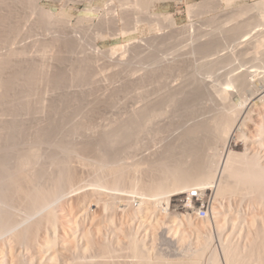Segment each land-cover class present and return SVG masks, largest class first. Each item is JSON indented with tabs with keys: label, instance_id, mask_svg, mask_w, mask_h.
Segmentation results:
<instances>
[{
	"label": "rangeland",
	"instance_id": "obj_1",
	"mask_svg": "<svg viewBox=\"0 0 264 264\" xmlns=\"http://www.w3.org/2000/svg\"><path fill=\"white\" fill-rule=\"evenodd\" d=\"M122 1H0V17L11 11L9 24L15 22L16 13L22 18L13 35L9 33L11 25L0 20L6 25L0 23V42L9 36L8 47L24 49L17 60L15 56L6 59L9 66L4 75H15L16 67L23 72L28 67L38 69L30 68L36 90H28L25 74H21L23 79L15 75L18 83L15 76V81L8 77L20 95L13 91L16 99L11 98L15 101L9 107L15 109L10 111L7 106L0 113L3 121H12L17 130L11 148L5 142V122H0V264H263L264 91L252 96L264 86V0H163L152 7ZM246 6L247 13L240 14ZM40 11L53 16H43L46 23L41 24ZM201 39L212 41V49L205 55L189 50ZM76 40L78 48H73ZM2 42L0 54L4 55L7 44ZM80 48L93 57L87 59L85 54L80 58ZM151 56L161 59L154 61ZM187 58L191 59L189 66ZM22 61L26 62L24 68ZM175 61H183L186 69ZM162 62L168 66L163 67L167 74ZM77 66L85 69L87 78L86 74L79 77L83 70ZM163 72L168 76H161ZM36 73L39 77L56 74V83L53 76L46 78L49 83L46 76L42 81L39 78V83ZM57 75L58 82L64 80L58 83ZM160 80L165 90L182 85L160 92ZM223 83L231 86L224 90L231 93L223 92ZM71 113L78 115L73 119ZM65 116L71 121L70 128ZM45 125L58 128L51 127L54 134L50 133V138H39ZM194 126L197 134L193 130L189 134L188 128ZM114 130L123 131L118 134L122 138L114 139ZM27 148L38 150L36 164L21 163L18 155ZM226 149L233 156L226 166L232 165L221 172ZM195 187L203 198L190 203L187 192ZM201 204L208 207L207 216L197 213Z\"/></svg>",
	"mask_w": 264,
	"mask_h": 264
},
{
	"label": "bare ground",
	"instance_id": "obj_2",
	"mask_svg": "<svg viewBox=\"0 0 264 264\" xmlns=\"http://www.w3.org/2000/svg\"><path fill=\"white\" fill-rule=\"evenodd\" d=\"M0 1H2V0H0ZM8 1H9V0H8ZM10 1H11V0H10ZM133 1H134L135 4H137V5L139 4V5H141V7H142V6H143V7H152L154 4L156 5V3H159L160 1H163V0H133ZM174 1H175V0H174ZM228 1H229V0H228ZM121 2H123V1L121 0ZM164 2H165V1H164ZM8 3H9V2H8ZM14 3H15V2H14ZM20 3H21V2H20ZM20 3H19V4H20ZM124 3H125V1H124ZM226 3H227V2H226ZM1 4H3V3H1ZM111 4H112V3H111ZM12 5H13V4H12ZM12 5H11V7H12ZM21 6H22V4H21ZM26 6H27V5H26ZM5 7H7V6H5ZM9 7H10V6H8L7 8L9 9ZM126 7H127V6H126ZM139 7H140V6H139ZM141 7H140L139 9H141ZM239 7H241V6H239ZM13 8H17V7L14 6ZM19 8H20V7H19ZM19 8H17V9L19 10ZM30 8H31V7H30ZM137 8H138V7H137ZM4 9H5V8H4ZM11 9H12V8H11ZM135 9H136V8H135ZM145 9H146V8H145ZM248 9H249V6H248V7H247V6L244 7V8L241 10L240 14H245V13H247ZM12 10H13V9H12ZM18 10H16V11H18ZM20 10H21V9H20ZM22 10H24V9H22ZM39 10H40V8H39ZM142 10H143V8H142ZM238 10H240V9H238ZM24 11H26V10H24ZM28 11H30V10H28ZM32 11H33V10H32ZM32 11H31V12H32ZM121 11H122V10H121ZM144 11H145V10H144ZM12 12H13V11H12ZM19 12H20V11H19ZM35 12H39V11L36 10ZM10 13H11V11H10ZM10 13L8 12V14L6 15V17L4 16V14H2L1 17H2L3 19L0 17V20H1V21H5V24H7V25H8L9 22H10L9 17H8V16L10 15ZM14 13H16V12L14 11ZM22 13H23V12H22ZM27 13H28V12H27ZM33 13H34V12H33ZM125 13H127V12H125ZM5 14H6V12H5ZM18 14H19V13H18ZM18 14L16 13L15 15H17V17H20V15H18ZM30 14H31V13H30ZM30 14H29V15H30ZM39 14L42 15L43 12L40 11ZM48 14H49V13H47V14L44 13V14L42 15V17H41L42 20H43L44 17H47V16H49V15H50V17L53 16V15H51V14H49V15H48ZM12 15H13V14H12ZM15 15H13V19H14ZM37 15H38V14H37ZM41 15H38V16H41ZM45 15H46V16H45ZM114 15L117 16L116 13H114ZM122 15H123V14H122ZM122 15H121V16H122ZM129 15H130V14H129ZM10 16H11V15H10ZM22 16H23V17L26 16V13H25V15L22 14ZM34 16H35V15H34ZM38 16H37V18H40V17H38ZM43 16H44V17H43ZM125 16H126V15H125ZM17 17H15V20H14L15 22L13 21L14 23H13L12 25L9 24V25H11V26H10V29H9V28H8V29H9V31H10L9 33H10L11 35H13V33H16L15 31H17L18 28H19V25H16V23L18 24V23L20 22V24H21V22H22V20H21L22 18L20 17V19L18 20ZM234 17H235V16H234ZM255 17H256V16H255ZM257 17H258L259 19L264 18V17H261V16H260L261 18H260L259 16H257ZM16 18H17V19H16ZM26 18H27V20H29L28 17H26ZM31 18H33V17H31ZM31 18H30V19H31ZM34 18L36 19L35 21L37 22V21H38L37 18H36V17H34ZM235 18H237V17H235ZM13 19H12V20H13ZM23 19H24V18H23ZM49 19L51 20V18L48 17V18H47V20H48L47 23L49 22ZM113 19H114V18H113ZM115 19H116V18H115ZM6 20H7V21H6ZM16 20H17V21H16ZM25 20H26V19H25ZM39 20H41V19H39ZM44 20H45V19H44ZM44 20H43L42 22H40V23H41V24H42V23H46ZM55 20H56V18H55ZM106 20H107V19H106ZM151 20H152V19H151ZM169 20H170V19H169ZM257 20H258V19H257ZM30 21H32V20H30ZM33 21H34V19H33ZM52 21H54V20H52ZM52 21H51V22H52ZM56 21H57V20H56ZM146 21H148V20H146ZM247 21H248V20H247ZM7 22H8V23H7ZM11 22H12V21H11ZM25 22H26V21H25ZM57 22H58V21H57ZM102 22H103V21H102ZM154 22H155V21H154ZM165 22H166V21H165ZM172 22H173V21H172ZM258 22H261V21H258ZM0 23L3 24L4 22H0ZM167 23H168V22H167ZM5 24H3V26L6 27ZM31 24H32V23H31ZM35 24H36V23H35ZM49 24H50V23H49ZM49 24H48V25H49ZM52 24H53V23H52ZM55 24H56V23H55ZM57 24H58V23H57ZM94 24H95V23H94ZM238 24H239V23H238ZM9 25H8V26H9ZM32 25H33V24H32ZM53 25H54V24H53ZM163 25H164V24H163ZM166 25H167V24H166ZM240 25H241V23H240ZM8 26H7V27H8ZM23 26H24V25H23ZM33 26H34V25H33ZM36 26H40L39 23H38V25L36 24ZM44 26H46V25H44ZM164 26H165V25H164ZM168 26H169V25H168ZM17 27H18V28H17ZM25 27H26V25H25ZM42 27H43V26H41V27H39V28H42ZM52 27H54V26H52ZM55 27H56V26H55ZM237 27H238V26H237ZM16 28H17V29H16ZM31 28H32V27H31ZM43 28H44V27H43ZM43 28H42V29H43ZM45 28H46V27H45ZM60 28H61V27H60ZM70 28H71V27H70ZM114 28H115V27H114ZM158 28H159V27H158ZM46 29L49 30V27L47 26ZM52 29H53V28H52ZM58 29H59V27H58ZM171 29H174V28H171ZM239 29H241V28H239ZM24 30H26V29H24ZM35 30H36V29H35ZM61 30H62V29H61ZM64 30H65V29H64ZM234 30H235V29H234ZM20 31H21V30H20ZM46 31H47V30H46ZM59 31H60V30H59ZM79 31H80V30H79ZM102 31H103V30H102ZM186 31H187V30H186ZM206 31H208V30H206ZM237 31H238V30H237ZM25 32H26V31H25ZM181 32H182V31H181ZM203 32H204V31H203ZM235 32H236V31H235ZM239 32H240V30H239ZM0 33H1V32H0ZM19 33H20V32H19ZM19 33H18V34H19ZM22 33H23V32H22ZM22 33H21V34H22ZM48 33H50V32H48ZM174 33H175V32H174ZM207 33H208V32H207ZM240 33H242V32H240ZM6 34H7V32H6ZM33 34H34V33H33ZM44 34H45V33H44ZM50 34H51V33H50ZM61 34H62V33H61ZM87 34H88V33H87ZM178 34H180V33H178ZM208 34H209V33H208ZM235 34H236V33H235ZM235 34H234V35H235ZM7 35H8V34H7ZM19 35H20V34H19ZM51 35H52V34H51ZM98 35H99V34H98ZM166 35H167V34H166ZM194 35H195V34H194ZM237 35H238V34H237ZM242 35H243V34H242ZM3 36H4V35H3ZM25 36H26V35H25ZM49 36H50V35H49ZM52 36H53V35H52ZM56 36H58V34H56ZM90 36H91V35H90ZM90 36H89V37H90ZM159 36H160V34H159ZM159 36H158V37H159ZM164 36H165V35H164ZM209 36H210V35H209ZM8 37H9V36H8ZM8 37L6 36V37H4L5 39H3V38L1 39V42H2V40H3L2 44L4 43V44H3L4 46H5V44H7V45H6V46H7V49H6L7 52L5 51L6 53L4 52V53H5L4 55H3V54H0V113L2 112L1 109H2V108L6 109L7 106H8V107H7L8 110H10V111H13V109H15V108L12 109V107H9V106H11L10 103H13V102L15 101V100H14L13 102H11V101H12L11 98H14V97L12 96V94H13V91L16 92V90H17L16 88H17V87H16L15 85H13V84H12V85H13V86H12L11 83H10V82H11V79H10V81H9V79H8L9 76L4 75V70L9 66V63L7 62L6 59H8V58L11 57V56H15V58H16V57H20L21 54L24 52V49L22 50L21 48H20V49H18V48H12V46H11V47H8V45H9V46L11 45V44H10V41H11V40H10ZM27 37H28V36H27ZM45 37H46V36H45ZM47 37H48V35H47ZM165 37H166V36H165ZM193 37H194V36H193ZM205 37H207V36H205ZM238 37H239V35H238ZM240 37H241V36H240ZM90 38H91V37H90ZM189 38H190V37H189ZM58 39H59V38H58ZM58 39H57V40H58ZM193 39H194V38H193ZM218 39H219V38H218ZM9 40H10V41H9ZM13 40H14V39H13ZM13 40H12V41H13ZM24 40L26 41V39H24ZM27 40H28V39H27ZM52 40H53V39H51V41H52ZM54 40H55V39H54ZM54 40H53V41H54ZM78 40H79V39H78ZM143 40H144V39H143ZM160 40H161V38H160ZM174 40H175V39H174ZM201 40H202V41H201L200 43H198V44L196 43V45L194 44V46H192L191 49H189V48H188V49H189V50H192V49L195 50V49H196L197 51H199L200 53H203L204 55L207 54V52H209V51L212 49V41H206V42H204L203 39H201ZM14 41H15V40H14ZM64 41H65V40H64ZM70 41H71V40H70ZM144 41H147V40H144ZM151 41H152V40H151ZM158 41H159V40H158ZM158 41H157L156 43H158ZM1 42H0V43H1ZM46 42H47V41H46ZM61 42H62V41H61ZM76 42H77V40H76ZM164 42H165V41H164ZM217 42H218V41H217ZM258 42H259V41H258ZM42 43H43V41H42ZM53 43H54V42H53ZM53 43H52V44H53ZM80 43H82V42L79 41V44H80ZM259 43H261V40H260ZM56 44H57V43H56ZM77 44H78V42L76 43V46H75V47H73L72 45H70V47L72 46L73 48H76V47L78 48V45H77ZM149 44H150V43H149ZM152 44H153V42H152ZM162 44H163V42H162ZM0 45H1V44H0ZM16 45H17V43H16ZM26 45H27V44H26ZM33 45H34V44H33ZM33 45H32V46H33ZM43 45H44V44H43ZM150 45H151V44H150ZM219 45H220V44H219ZM257 45H258V43H257ZM34 46H35V45H34ZM34 46H33V47H34ZM40 46H41V45H40ZM52 46H53V45H52ZM82 46H83V44H82ZM82 46H81V47H82ZM91 46H92V45H91ZM132 46H133V45H132ZM154 46H155V45H154ZM154 46H153V47H154ZM162 46H163V45H162ZM221 46H222V45H221ZM26 47H27V46H26ZM70 47H69V48H70ZM79 47H80V46H79ZM85 47H86V46H85ZM85 47H84V48H85ZM128 47H130V46H128ZM157 47H158V46H156V48H157ZM256 47H257V46H256ZM22 48H23V47H22ZM58 48H59V47H58ZM65 48H66V47H65ZM73 48H72V49H73ZM84 48H80V49H79V52H80L79 57L83 59V58H85V57H83V55L86 54V55H87V56L85 55L86 58L88 57L87 59H89L90 55L92 56V54L90 53L89 56H88V53H87V52H86V53L83 52V51L85 50ZM92 48H93V47H92ZM130 48H132V47H130ZM130 48H129V49H130ZM136 48H137V47H136ZM148 48H149V47H148ZM156 48H155V49H156ZM53 49H54V48H53ZM70 49H71V48H70ZM70 49H68V50L70 51ZM138 49H139V48H138ZM153 49H154V48H153ZM158 49H159V48H158ZM41 50H42V49H41ZM89 50H90V49H89ZM91 50H92V49H91ZM93 50H94V49H93ZM93 50H92V53L94 52ZM95 50H96V49H95ZM125 50H126V49H125ZM125 50H124V51H125ZM127 50H128V49H127ZM139 50H140V49H139ZM28 51H29V50H28ZM71 51H72V50H71ZM85 51H86V50H85ZM144 51H145V50H144ZM162 51H163V50H162ZM162 51H161V52H162ZM164 51H165V50H164ZM186 51H187V50H186ZM1 52L3 53L2 50H1ZM58 52H59V51H58ZM61 52H62V50H61ZM64 52H65V51H64ZM74 52H75V51H73L71 55H73ZM90 52H91V51H90ZM97 52H98V50H97ZM109 52H110V51H109ZM122 52H123V51H122ZM126 52H127V51H126ZM128 52H130V51L128 50ZM137 52H138V51H137ZM154 52H155V51H154ZM174 52H175V51H174ZM182 52H183V51H182ZM40 53H41V52H40ZM112 53H113V52H112ZM131 53H132V52H131ZM138 53H139V52H138ZM146 53H147V52H146ZM155 53H156V52H155ZM155 53H153V55H154ZM159 53H160V52H159ZM23 54H24V53H23ZM23 54H22V56H23ZM42 54H43V53H42ZM136 54H137V53H136ZM149 54H150V53H149ZM167 54H168V53H167ZM189 54H190V53H189ZM37 55H38V54H37ZM49 55H50V54H49ZM68 55H69V54H68ZM96 55H97V54H96ZM102 55H103V54H102ZM104 55H105V54H104ZM120 55H121V53H120ZM122 55H123V54H122ZM124 55H125V54H124ZM128 55H129V54H128ZM131 55H132V54H131ZM137 55H138V54H137ZM137 55H136V56H137ZM153 55H152V56H153ZM158 55H159V54H158ZM164 55H165V54H164ZM179 55H180V54H179ZM184 55H185V54H184ZM197 55H198V54H197ZM26 56H27V55H25V57H26ZM45 56H47V55H45ZM65 56H66V55H65ZM76 56H77V55H76ZM134 56H135V55H134ZM145 56H148V54L145 55ZM152 56H151V57H152ZM173 56H174V54H173ZM177 56H178V55H177ZM211 56H212V55H211ZM260 56H261V55H260ZM29 57H30V56H29ZM32 57H33V56H32ZM37 57H38V56H37ZM41 57H42V56H41ZM63 57H64V56H63ZM72 57H74V56H72ZM79 57L77 56V57H75V58H79ZM92 57H93V56H92ZM92 57H91V59H92ZM94 57H95V56H94ZM119 57H120V56H119ZM138 57H139V56H138ZM143 57H144V56H143ZM151 57L149 58L150 60H151ZM160 57H161V56H160ZM165 57H166V56H165ZM178 57H180V56H178ZM178 57H177V58H178ZM187 57H188V56H187ZM217 57H218V56H217ZM12 58H13V57H12ZM15 58H14V59H15ZM52 58H53V57H52ZM146 58H147V57H146ZM154 58H155V59H161V58H159V56H156V57L154 56ZM154 58L152 57L153 60H154ZM177 58H176V59H177ZM188 58H189V57H188ZM188 58H187V60H189ZM256 58H257V57H256ZM21 59H23V58H21ZM32 59L34 60V58H32ZM54 59H56V58H54ZM65 59H66V58H65ZM71 59H72V58H71ZM82 59H81V62H82ZM135 59H137V58H135ZM135 59H134V60H135ZM178 59H179V58H178ZM262 59H263V58H262ZM12 60H13V59H12ZM16 60H17V58H16ZM46 60H48V59H46ZM56 60H57V59H56ZM68 60H69V58H68ZM85 60H86V59H85ZM153 60H152V61H153ZM166 60H167V57H166ZM171 60H175V59L173 58V59H171ZM183 60H184V59H183ZM190 60H191V59H190ZM190 60H189L188 66H189V64H190V62H191ZM61 61H62V60L60 59V63H61ZM65 61H66V60H65ZM72 61H74V58H73ZM118 61H119V60H118ZM132 61H133V60H132ZM132 61H131V63H132ZM140 61H141V60H140ZM154 61H155V60H154ZM162 61H163V60H162ZM180 61H181V60H180ZM180 61H179V63L181 64L183 61H182V62H180ZM184 61H185V60H184ZM261 61H262V60H261ZM14 62H15V61H14ZM28 62H29V61H28ZM30 62H31V60H30ZM81 62H80V63H81ZM88 62H89V60H88ZM97 62H98V61H97ZM165 62H166V61H165ZM168 62H169V61H168ZM175 62H176V61H175ZM187 62H188V61H187ZM226 62H227V61H226ZM262 62L264 63V59H263ZM7 63H8V64H7ZM11 63H12V62H11ZM19 63H20V62H19ZM19 63H18V65H20ZM23 63H26V62H23V61H22V63H21L22 66H23ZM60 63H59V64H60ZM62 63H63V62H62ZM89 63H91V62H89ZM123 63H126V62H122V64H123ZM176 63H178V61H177ZM179 63H178L179 67H181V66L184 67V66H185V68H183V69H186V66H187V65H186L184 62H183L184 65H182V64L180 65ZM38 64H39V63H38ZM52 64H54V63H52ZM126 64H127V63H126ZM126 64H125V65H126ZM160 64H161V63H160ZM162 64H163V62H162ZM172 64H173V63H172ZM224 64H225V63H224ZM258 64H259L258 67H261L260 65H261L262 63L260 62V60H259V63H258ZM30 65H31V64H30ZM30 65H29V66H30ZM119 65H120V64H119ZM134 65H135V64H134ZM164 65H165V64H163L162 68L164 67ZM170 65H171V64H170ZM170 65H169V67H170ZM22 66L20 65L19 68H21ZM31 66H32V65H31ZM46 66H47V65H46ZM46 66H45V67H46ZM62 66H63V65H62ZM82 66H83V65H81L80 67H82ZM87 66H89V65H87ZM94 66H95V65H93L92 67H94ZM120 66H121V65H120ZM165 66H166V68L168 67L167 65H165ZM171 66H172V65H171ZM202 66L206 67V62H203V63H202ZM202 66H201V67H202ZM255 66H256V65H255ZM24 67H25V65L23 66V68H24ZM27 67H28V66H27ZM54 67H55V66H54ZM56 67H58V66H56ZM59 67H60V66H59ZM83 67H84V66H83ZM179 67L176 66V68H178V69H179ZM16 68H17V67H16ZM16 68H15V71L13 72V74H15V72H16L15 75H16L17 77H19L18 75L25 74V76L28 77V78L26 79V81H25V82L28 84V86H27L28 90L31 91V89H33V87H34V89L36 90V88H35V86H34V82L37 83V81H34V80L32 79V78H35V77H34L33 71L30 69V68L33 69V67H30V68L28 67V68H26V70H25L26 72H23L22 69H18V68L16 69ZM35 68H36V70H38L37 67H35ZM70 68H71V67H70ZM84 68H86V66H85ZM89 68H90V67H89ZM151 68H152V67H151ZM151 68H150V70H151ZM164 68H165V67H164ZM164 68H163V71L166 69V68H165V69H164ZM176 68H175V72L178 70V69L176 70ZM76 69H79V70H80V68H79L78 66H77ZM86 69H87V68H86ZM154 69H156V68H154ZM168 69H169V68H168ZM213 69H214V68H213ZM228 69H229V68H228ZM9 70H10V69H9ZM33 70H35V69H33ZM36 70H35V71H36ZM57 70H58V69H57ZM59 70H61V69H59ZM59 70H58V71H59ZM82 70H83V69H82ZM82 70H80V71H82ZM90 70H91V69H90ZM93 70H94V69H93ZM103 70H104V69H103ZM150 70H149V71H150ZM156 70H157V69H156ZM160 70H161V69H160ZM35 71H34V73H35ZM43 71H44V70H43ZM48 71H49V70H48ZM54 71H55V70H54ZM76 71H77L79 74L81 73V72H79L78 70H76ZM76 71H74V72H76ZM84 71H85V69L83 70L82 74H80V75L78 74L79 77L82 75L83 78H85V77L87 78V75H88V74H86V71H85V72H84ZM146 71H147V70H146ZM151 71H153V70H151ZM158 71H159V69H158ZM158 71H157L156 73L159 74V72L161 73L162 70L159 71V72H158ZM184 71H185V70H184ZM186 71H187V70H186ZM208 71H209V70H208ZM10 72H11V71H10ZM10 72H8V73H10ZM36 72H37V71H36ZM38 72H40V71H38ZM45 72H46V71H45ZM74 72L72 71V73H74ZM77 72H76V73H77ZM102 72H103V71H102ZM130 72H131V70H130ZM153 72H154V71H153ZM153 72H152V73L150 72V73L152 74L151 80L154 78ZM165 72H166L165 74H167V71H166V70H165ZM188 72H189V71H188ZM254 72H255V71H254ZM50 73H51V72H50ZM50 73H49V74H50ZM72 73H71V74H72ZM83 73H84V75H83ZM105 73H107V72H105ZM114 73H115V72H114ZM116 73H117V72H116ZM145 73H146V72H145ZM145 73H144L143 75H145ZM150 73H149V74H150ZM154 73H155V72H154ZM184 73L187 74L186 72H184ZM36 74H38V76H37L38 78H36V79L38 80V79L40 78V80L42 81V80H43V77H45L48 73H47L46 75H45V73H44L45 76H42V77H39V76H40L39 73H36ZM42 74H43V72H42ZM85 74H86V76H85ZM92 74H93V73H92ZM117 74H118V73H117ZM171 74H172V73H171ZM258 74H259V73H258ZM263 74H264V73H263ZM15 75H13L12 77H9V78L14 79L13 77H14ZM32 75H33V77L31 78ZM55 75H56V74L51 75V76H49V77H52V76H53V78H51V79H53V81H55V83H56V76H55ZM74 75H75V74H74ZM78 75H77V76H78ZM109 75H110V74H109ZM109 75H108V76H109ZM162 75H164V72L161 74V76H162ZM16 76H15V78H17ZM22 76H23V75H21V79H23ZM35 76H36V75H35ZM72 76H73V75H72ZM84 76H85V77H84ZM114 76H115V75H114ZM130 76H131V75H130ZM136 76H137V75H136ZM158 76H160V74H159ZM164 76L166 77V76H168V75H164ZM233 76H234V75H233ZM49 77L46 76L44 79L49 78ZM58 77H59V76L57 75V82H58V80H59ZM96 77H97V76H96ZM101 77H102V76H101ZM123 77H124V76H123ZM131 77H132V76H131ZM147 77H148V76H147ZM147 77H145V78H147ZM229 77H230V76H229ZM19 78H20V77H19ZM19 78H17L16 81L19 80ZM25 78H26V77H24V79H25ZM41 78H42V79H41ZM74 78H75V76H74ZM81 78H82V77H81ZM81 78H80V80H81L80 82H82V79H81ZM97 78H98V77H97ZM128 78H129V76H128ZM143 78H144V77H143ZM155 78H156V77H155ZM155 78H154V81H155ZM157 78H158V77H157ZM159 78H160V77H159ZM162 78H163V77H161L160 79H162ZM192 78H193V77H192ZM203 78H204V77H203ZM21 79H20V80H21ZM49 79H50V78H49ZM51 79H50V80H51ZM92 79H93V78H92ZM92 79H91V80H92ZM94 79H95V78H94ZM94 79H93V80H94ZM121 79H122V78H121ZM130 79H131V78H130ZM136 79H137V78H135V80H136ZM149 79H150V78H148V80H149ZM46 80H47V82L49 83L48 79H46ZM46 80H45V81H46ZM61 80H64V79H61ZM61 80H60V81H61ZM70 80H71V79H70ZM70 80H69V81H70ZM97 80H98V79H97ZM108 80H109V79H108ZM126 80H128V79H126ZM141 80H142V79H141ZM148 80H147V81H148ZM151 80H150V83H151V84H152V83L154 84V82H153V81L151 82ZM158 80H159V79H158ZM162 80H163V79H162ZM166 80H167V79H166ZM197 80H198V79H197ZM197 80H196V81H197ZM204 80H205V79H204ZM13 81H15V79H14ZM38 81H39V80H38ZM60 81H59L58 83H60ZM66 81H67V80H66ZM76 81H78V77H77ZM85 81H86V80H85ZM85 81H83V82H85ZM94 81H95V80H94ZM110 81H111V80H110ZM122 81H123V80H122ZM130 81H131V80H130ZM143 81H144V79H143ZM156 81H157V80H156ZM156 81H155V82H156ZM23 82H24V81H23ZM25 82H24V84H25ZM47 82H46V83H47ZM72 82H73V84H74V81H71V83H72ZM88 82L90 83V81H88ZM141 82H142V81H141ZM165 82H166V81H165ZM183 82H184V81H183ZM203 82H204V81H203ZM229 82H230V81H229ZM229 82H227V83H229ZM17 83H18V81H17ZM17 83H16V84H17ZM20 83H21V81H20ZM39 83H41V82L39 81ZM39 83H38V85H39ZM46 83H45V84H46ZM48 83H47V84H48ZM69 83H70V82H69ZM77 83H78V82H77ZM77 83H76V84H77ZM97 83H98V82H97ZM111 83H112V82H111ZM131 83H132V82H131ZM133 83H134V81H133ZM139 83H140V82H139ZM160 83L163 85L164 80H163V83H162L161 80H160ZM192 83H193V82H192ZM198 83H199V80H198ZM200 83H202V82H200ZM225 83H226V82H225ZM27 84H26V85H27ZM64 84H65V82H64ZM79 84H80V83H79ZM81 84H82V83H81ZM84 84H85V83H84ZM84 84H83V85H84ZM86 84H87V83H86ZM91 84H92V83H91ZM153 84H152V85H153ZM196 84H197V82H196ZM204 84H205V82H204ZM210 84H211V83H210ZM212 84H213V83H212ZM212 84H211V85H212ZM223 84H224V83H223ZM22 85H23V84H22ZM36 85H37V84H36ZM38 85H37V86H38ZM92 85H93V84H92ZM92 85H90V86H92ZM103 85H104V84H103ZM133 85H134V84H133ZM140 85H141V84H140ZM176 85H177V84H176ZM176 85H174V86L171 85L172 87H168L167 89H169V90H173V91H174L175 89H173V88L176 87ZM178 85H182V84L179 83ZM178 85H177V86H178ZM192 85H193V84H192ZM224 85H226V86H224V87L222 88V89H223V92H224V93H228L229 91L227 92V91H224V90L231 89V88H230L231 86L229 85V86H230V87H229L227 84H224ZM258 85H259V84H258ZM14 86H15L16 88H15ZM70 86H71V84H70ZM86 86H87V85H86ZM86 86H85V87H86ZM90 86H88V87L90 88ZM93 86H94V85H93ZM108 86H109V85H108ZM111 86H112V85H111ZM157 86H158V85L156 84V86H155V90H157V89H156ZM159 86H160V84H159ZM163 86H164V87H163ZM163 86H160V87H162L163 90H161V91L158 90V92H159V91H160V92H162V91H163V92H166V91H167V89H166V90L164 89V88H166V86H165V85H163ZM207 86L209 87V85H207ZM222 86H223V85H221V87H222ZM23 87H24V86H23ZM41 87H42V86H41ZM78 87H80V86H78ZM83 87H84V86H83ZM142 87H143V86H142ZM160 87H158V88H160ZM180 87H181V86H180ZM187 87H188V86H187ZM205 87H206V86H205ZM14 88H15L16 90H15ZM25 88H26V87H25ZM37 88H38V87H37ZM42 88H43V87H42ZM46 88H47V87H46ZM61 88H62V87H61ZM67 88H68V87H67ZM72 88H73V87H72ZM106 88H107V87H106ZM143 88H144V87H143ZM178 88H179V87H178ZM65 89H66V88H65ZM68 89H69V88H68ZM68 89H67V90H68ZM160 89H161V88H160ZM176 89H177V88H176ZM186 89H187V88H186ZM188 89H189V88H188ZM220 89H221V88H220ZM222 89H221V90H222ZM235 89H236V88H235ZM28 90L26 89L27 93H29ZM40 90H41V89H40ZM46 90H48V89H46ZM62 90H63V89H62ZM62 90H61V91H62ZM74 90H76V89H74ZM77 90H78V89H77ZM82 90H83V89H82ZM86 90H87V89H86ZM155 90H154V91H155ZM164 90H165V91H164ZM208 90H209V89H208ZM232 90H233V89H232ZM24 91H25V90H24ZM44 91H45V90H44ZM44 91H43V92H44ZM48 91H49V90H48ZM59 91H60V90H59ZM110 91H111V90H110ZM134 91H135V90H134ZM151 91H152V89H151ZM154 91H153V93H155ZM218 91H219V89H218ZM230 91H231V90H230ZM263 91H264V86H263V85H262V86L260 85V86L256 89L255 93H253L252 99L255 98L257 95H259V94H260L261 92H263ZM41 92H42V91H41ZM43 92H42V93H43ZM168 92H169V91H168ZM170 92H172V91H170ZM17 93H18V91L16 92V94H17ZM19 93H20V92H19ZM19 93H18V94H19ZM32 93H35V91L32 92ZM61 93H62V92H61ZM67 93H68V92H67ZM75 93H76V91H75ZM82 93H83V92H82ZM82 93H81V94H82ZM93 93H95V92H93ZM187 93H188V92H187ZM211 93H212V92H211ZM220 93H221V92H220ZM229 93H231V92H229ZM14 94H15V93H14ZM16 94H15V95H16ZM72 94H73V93H72ZM86 94H87V93H86ZM89 94H90V93L88 92V96H89ZM101 94H102V93H101ZM129 94H131V93H129ZM147 94H148V92H147ZM218 94H219V92H218ZM19 95H20V94H19ZM32 95H33V94H32ZM40 95H41V96H40V98H41L43 95H42V94H40ZM68 95H70V94H68ZM76 95H77V94H76ZM84 95H85V94H84ZM91 95H92V94H91ZM119 95H120V94H119ZM132 95H133V94H132ZM220 95H221V94H220ZM222 95H223V93H222ZM222 95H221L220 97H222ZM261 95H262V94H261ZM261 95H260V96H261ZM11 96H12V97H11ZM16 96H17V95H16ZM27 96H28V95H27ZM38 96H39V95H38ZM55 96H56V95H55ZM61 96H62V94H61ZM77 96H80V95H77ZM82 96H83V95H82ZM88 96H85V97H87V99H88V98H89ZM102 96H103V95H102ZM104 96H106V95H104ZM133 96H134V95H133ZM141 96H142V95H141ZM172 96H174V95L172 94ZM206 96H208V94H206ZM210 96H212V95H210ZM226 96H227V95H226ZM17 97H18V96H17ZM24 97H25V96H24ZM24 97L21 96V98H24ZM30 97H31V96H30ZM32 97H34V96H32ZM75 97H76V96H75ZM111 97H112V96H111ZM131 97H132V96H131ZM168 97H169V99L173 100L171 96H168ZM19 98H20V97H19ZM25 98H26V97H25ZM37 98H38V97H37ZM43 98H44V96H43ZM47 98H48V97H47ZM73 98H74V97H73ZM92 98H93V97H92ZM95 98H96V97H95ZM97 98H98V97H97ZM97 98H96V99H97ZM122 98H123V97H122ZM140 98H141V97H140ZM173 98L177 99L176 97H173ZM209 98H210V97H209ZM217 98H218V97H217ZM223 98H224V97H223ZM258 98H260V97H258ZM258 98H257V99H258ZM14 99H16V97H15ZM27 99H28V98H27ZM27 99H26V100H27ZM31 99H33V98H31ZM38 99H39V98H38ZM41 99H42V98H41ZM41 99H40V100H41ZM51 99H52V98H51ZM70 99H71V98H70ZM79 99H80V98H79ZM81 99H82V98H81ZM83 99H84V98H83ZM106 99H107V98H106ZM109 99H110V98H109ZM158 99H160V98H158ZM175 99H174V100H175ZM230 99H231V98H230ZM257 99H256V100H257ZM74 100H76V99H74ZM90 100L92 101V99H90ZM139 100H140V99H139ZM155 100H156V98H155ZM155 100H154V101H155ZM160 100H161V99H160ZM160 100H159V102H160ZM163 100H164V99H162V102L165 101V100H164V101H163ZM250 100H251V99H250ZM254 100H255V99H254ZM256 100H255V101H256ZM21 101H22V99H21ZM50 101H51V100H50ZM72 101H73V100H72ZM169 101H170V100H169ZM30 102H31V101H30ZM39 102H40V101H39ZM41 102H43V101L41 100ZM51 102H53V101H51ZM65 102H67V99H66ZM79 102H80V100H79ZM148 102H149V101H148ZM173 102H174V101H173ZM188 102L190 103V101H188ZM194 102H195V101H194ZM15 103H17V102H15ZM28 103H29V102H28ZM36 103H37V102H36ZM81 103H82V102H81ZM83 103H84V102H83ZM95 103H96V102H95ZM139 103H140V102H139ZM141 103H142V102H141ZM143 103H144V101H143ZM146 103H147V102H146ZM157 103H158V102H157ZM165 103H166V102H165ZM195 103H196V102H195ZM218 103H219V102H218ZM17 104H18V103H17ZM17 104H16V105H17ZM32 104H33V103H32ZM40 104H43V103H40ZM68 104H69V103H68ZM78 104H79V103H78ZM78 104H76V105H78ZM154 104H155V102H154ZM154 104H153V105H154ZM183 104H184V103H183ZM243 104H244V103H243ZM243 104H242V105H243ZM26 105H27V104H26ZM48 105H50V104H48ZM57 105H58V104H57ZM79 105H80V104H79ZM155 105H156V104H155ZM219 105H221V104H219ZM225 105H226V104H225ZM23 106H25V105H23ZM33 106H35V105H33ZM51 106H52V105H51ZM58 106H59V105H58ZM104 106H105V105H104ZM27 107H28V105H27ZM35 107H36V106H35ZM37 107H38V103H37ZM69 107H70V106H69ZM106 107H107V106H106ZM148 107H149V106H148ZM23 108H24V107H23ZM80 108H81V107H80ZM229 108H230V107H229ZM19 109H20V108H19ZM24 109H25V108H24ZM32 109H35V108H32ZM40 109H41V108H40ZM45 109H46V108H45ZM70 109H71V108H70ZM110 109H111V108H110ZM185 109H186V108H185ZM8 110H7V111H8ZM27 110H28V108H27ZM36 110H37V109H36ZM64 110H65V109H64ZM79 110H80V109H79ZM4 111H5V110H4ZM21 111H22V110H21ZM29 111H30V108H29ZM32 111H33V110H32ZM32 111H31L30 113H33ZM56 111H57V110H56ZM58 111H59V110H58ZM76 111L79 113L81 110L78 111V108H77ZM76 111H75V112H76ZM130 111H132V110H130ZM152 111H153V110H152ZM154 111H155V110H154ZM18 112H19V111H18ZM41 112H42V111H41ZM69 112H70V111H69ZM72 112H73V111H72ZM145 112H146V111H145ZM149 112H151V111H148V113H149ZM21 113H23V112H21ZM24 113H25V112H24ZM30 113H29V114H30ZM37 113H38V112H37ZM78 113H76V114L71 113V114H72L71 117H72L73 119H75V118H76L75 115H78ZM89 113H90V112H89ZM92 113H93V112H92ZM136 113H138V112H136ZM12 114H13V113H12ZM47 114H48V113H47ZM47 114H46V115H47ZM58 114H59V113H58ZM143 114L145 115V114H147V112H146V113H143ZM4 115H5V114H4ZM32 115H33V114H32ZM38 115H39V114H38ZM129 115H130V114H129ZM136 115H137V114H136ZM141 115H142V114H141ZM144 115H143V116H144ZM30 116H31V115H29V117H30ZM35 116L37 117L36 113H35ZM43 116H44V115H43ZM66 116H67V115H66ZM66 116H65V117H66ZM69 116H70V114H69ZM95 116H96V115H95ZM139 116H140V113H139ZM143 116H141V117H143ZM145 116H146V115H145ZM154 116H155V115H153V117H154ZM0 117H1V115H0ZM5 117H6V116H5ZM11 117H12V116H11ZM25 117H26V116H25ZM32 117H33V116H32ZM55 117H56V115H55ZM60 117H61V116H60ZM63 117H64V116H63ZM74 117H75V118H74ZM93 117H94V115H93ZM117 117H118V116H117ZM179 117H180V116H179ZM2 118H3V117H1V119H2ZM7 118H10V116L7 117ZM33 118H34V117H33ZM33 118H32V119H33ZM66 118H67V117H66ZM68 118H69V117H68ZM68 118H67V119H68ZM110 118H111V117H110ZM12 119H13V118H12ZM67 119H66V120L63 119V120H65V121H69V120H70V119H68V120H67ZM87 119H88V118H87ZM142 119H144V118H142ZM182 119H183V118H182ZM193 119H194V118H193ZM37 120H38V119H37ZM71 120H72V119H71ZM146 120H147V119H146ZM148 120H149V119H148ZM5 121H6V120H5ZM5 121H3V119H2V121H0V122H5ZM13 121H15V120H13ZM31 121H32V120H31ZM61 121H62V120H61ZM73 121H74V120H73ZM129 121H130V120H129ZM19 122H20V121H19ZM34 122H35V121H34ZM36 122H37V121H36ZM70 122H71V121H69V122L67 123V125H68V124H71ZM122 122H123V121H122ZM131 122H132V121H131ZM62 123H64V122H62ZM100 123H101V122H100ZM146 123H147V121H146ZM3 124L5 125V128H6L7 133H8V137H7V139H6L5 142L9 144V145H7V146H9V147L11 146V148H12V143H11V145H10V142H11V138L13 137V135H14V133H15V130H16L15 125H14L15 123L13 124L12 121H11V122H5V123H3ZM18 124H19V123H18ZM50 124H51V123H50ZM64 124L66 125V123H64ZM73 124H74V123H73ZM73 124H72V125H73ZM121 124H122V123H121ZM130 124H131V123H130ZM132 124H133V123H132ZM147 124H148V123H147ZM201 124H202V123H201ZM0 125H2V124H0ZM55 125H56V124H55ZM62 125H63V124H62ZM126 125H127V124H125V127L128 128L129 126L127 127ZM180 125H181V124H180ZM199 125H200V124H199ZM45 126H46V125H45ZM63 126H64V125H63ZM68 126H69L68 128L71 127L70 125H68ZM102 126H103V125H102ZM183 126H184V125H183ZM51 127H53V126L47 125V126L42 130V133L40 132L41 130L39 131V134L42 135V136L39 137V136L36 135V137L42 138V137L44 136L45 139H46V137H49V138H50V133L54 134V133L52 132L53 130L51 129ZM64 127H65V126H64ZM72 127H73V126H72ZM123 127H124V126H123ZM181 127H182V126H181ZM184 127H185V126H184ZM197 127H198V124H197ZM200 127H201V126H199V128H200ZM27 128H28V127H27ZM53 128H54V129H57L58 126L53 127ZM61 128H62V127H61ZM81 128H82V127H81ZM116 128H117V127H116ZM120 128H121V127H120ZM126 128H125V129H126ZM192 128H193V127H192ZM199 128H198V129H199ZM21 129H22V128H21ZM71 129H72V128H71ZM71 129H69V130H71ZM75 129H76V128H75ZM82 129H83V128H82ZM137 129H138V128H137ZM183 129H184V128H183ZM188 129H190V133L188 132L189 134H193V133H192V130L196 133V131H195V130H196L195 126H194L193 129H191V128H188ZM188 129H187V130H188ZM198 129H197V131H198ZM200 129H202V128H200ZM1 130H2V129H1ZM6 130H3V131H1V132H4V131H6ZM29 130H30V129H29ZM62 130H63V129H62ZM67 130H68V129H67ZM69 130H68V131H69ZM133 130H134V129H133ZM138 130H139V129H138ZM16 131H17V130H16ZM34 131H35V130H34ZM57 131H58V130H57ZM63 131H65V130H63ZM101 131H102V130H101ZM114 131H115V130H114ZM135 131H136V130H135ZM140 131H141V130H140ZM148 131H149V130H148ZM22 132H23V131H22ZM66 132H67V131H66ZM74 132H75V131H74ZM81 132H82V131H81ZM122 132H123V131H122ZM122 132H121V133H122ZM132 132H133V131H132ZM157 132H158V131H157ZM198 132H199V131H198ZM4 133H6V132H4ZM35 133H36V132H35ZM56 133H57V132H56ZM112 133H113V132H112ZM121 133H118L117 131H115L112 135L114 136V139H118V138H115V137L118 136V134H120L119 136H121ZM130 133H131V132H130ZM195 133H194V134H195ZM1 134H3V133H1ZM29 134H30V132H29ZM37 134H38V133H37ZM59 134H61V133H59ZM64 134H66V133H64ZM67 134H68V133H67ZM109 134H110V133H109ZM147 134H148V133H147ZM196 134H197V133H196ZM4 135H5V134H4ZM34 135H35V134H33V136H34ZM138 135H139V134H138ZM145 135H146V134H145ZM21 136H22V135H21ZM59 136H60V135H59ZM61 136H62V135H61ZM119 136H118V137H119ZM123 136H124V135H123ZM125 136H126V135H125ZM186 136H187V135H186ZM72 137H73V136H72ZM92 137H93V136H92ZM192 137H193V136H192ZM194 137H195V136H194ZM32 138H33V137H32ZM39 138H38V139H39ZM86 138H87V137H86ZM119 138H122V137H119ZM133 138H134V137H133ZM198 138H200V137H198ZM19 139H20V138H19ZM47 139H48V138H47ZM56 139H57V138H56ZM61 139H62V137H61ZM61 139H58L57 141L60 142ZM63 139H64V137H63ZM109 139H110V136H109ZM114 139H113V140H114ZM127 139H128V138H127ZM129 139L131 140V137H130ZM134 139H135V138H134ZM145 139H146V138H145ZM191 139H192V138H191ZM195 139H196V138H195ZM29 140H30V139H29ZM111 140H112V137H111ZM109 141H110V140H109ZM115 141H116V140H115ZM125 141H126V140H125ZM127 141H128V140H127ZM127 141H126V142H127ZM185 141H186V140H185ZM21 142H22V141H21ZM45 142H46V141H45ZM55 142H56V141H55ZM58 142H57V143H58ZM105 142H106V141H105ZM129 142H130V141H129ZM145 142H146V141H145ZM147 142H149V141H147ZM23 143H24V142H23ZM32 143H36V142H32ZM64 143H65V142H64ZM80 143H81V142H80ZM109 143H111V141H110ZM14 144H15V142H14ZM21 144H22V143H21ZM21 144H20V145H21ZM28 144H30V143H28ZM48 144H49V143H48ZM51 144H52V143H51ZM55 144H56V143H55ZM62 144H63V143H62V141H61V144H60V145H62ZM86 144H87V143H86ZM90 144H91V143H90ZM120 144H121V143H120ZM142 144H143V143H142ZM18 145H19V143H18ZM22 145H25V144H22ZM43 145H44V144H43ZM57 145H58V144H57ZM112 145H113V144H112ZM117 145H118V144H117ZM123 145H124V144H123ZM136 145H137V144H136ZM139 145H140V144H139ZM144 145H145V143H144ZM7 146H6V147H7ZM28 146H29V145H28ZM55 146H56V145H55ZM64 146H65V145H64ZM64 146H63V147H64ZM104 146H105V145H104ZM183 146H184V145H183ZM17 147H19V146H17ZM61 147H62V146H61ZM82 147H83V146H82ZM86 147H87V145H86ZM139 147H140V146H139ZM191 147L193 148V146H191ZM11 148H10V149H11ZM14 148H15V147H14ZM38 148H39V147H38ZM64 148H66V147H64ZM64 148H63V149H64ZM83 148H85V146H84ZM7 149H9V148L7 147ZM21 149H22V148H21ZM40 149H41V148H40ZM94 149H95V148H94ZM194 149H195V148H194ZM12 150H13V149H12ZM69 150H70V149H69ZM185 150H188V149L186 148ZM226 150H227V149H226ZM15 151H16V150H15ZM22 151H23V153H22L21 155L19 154L18 157L21 158V163H22L23 165H24V164H28V163H30V164L33 165V163H35V162L38 160V159H37V157H38V155H37V154H38L37 151H38V150L36 151L34 148H30V149L28 150V148H27V149H25V150L23 149ZM24 151H25V152H24ZM40 151H41V150H40ZM60 151H61V150H60ZM85 151H86V150H85ZM64 152H65V151H64ZM83 152H84V151H83ZM94 152H95V151H94ZM189 152H190V151H189ZM4 153H7V152H3V154H4ZM10 153H11V151H10ZM44 153H45V152H44ZM190 153H191V152H190ZM194 154H195V153H194ZM231 155H232V153L229 154V153H228V150H227L226 154H225L224 157H223V160L221 161V165H220V166H221V168H220V171H221V172H223L225 169L227 170V168H228L230 165H232V164H230L229 166H226L229 162L231 163V159H233V156H232V158H231ZM2 156H4V155H2ZM7 156H8V155H7ZM236 156H237V155H236ZM110 158H112V157H110ZM110 158H109V159H110ZM121 159H122V158H121ZM234 159H237V158L235 157ZM19 162H20V161H19ZM37 162H38V161H37ZM194 163H195V162H194ZM22 164H21V165H22ZM35 164H36V163H35ZM37 164H38V163H37ZM18 166H19V165H18ZM31 167H32V166H31ZM33 167H34V166H33ZM33 167H32V168H33ZM29 168H30V167H29ZM39 168H40V166H39ZM22 169H23V168H22ZM222 170H223V171H222ZM35 171H36V170H35ZM183 171H184V170H183ZM181 172H182V171H181ZM221 172H220V173H221ZM222 174H223V173H222ZM136 180H137V179H136ZM144 185H145V184H144ZM142 189H143V188H142ZM263 264H264V262H263Z\"/></svg>",
	"mask_w": 264,
	"mask_h": 264
},
{
	"label": "built area",
	"instance_id": "obj_3",
	"mask_svg": "<svg viewBox=\"0 0 264 264\" xmlns=\"http://www.w3.org/2000/svg\"><path fill=\"white\" fill-rule=\"evenodd\" d=\"M202 194L201 190L197 187L191 188L187 192V200L191 203L193 200H202ZM201 216H207L208 215V207H206L204 204H201L200 208L197 212Z\"/></svg>",
	"mask_w": 264,
	"mask_h": 264
}]
</instances>
